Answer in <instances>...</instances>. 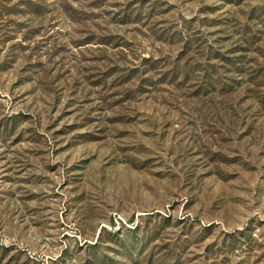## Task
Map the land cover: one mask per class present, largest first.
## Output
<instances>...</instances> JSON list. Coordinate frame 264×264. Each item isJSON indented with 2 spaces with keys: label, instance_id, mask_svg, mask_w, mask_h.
I'll return each instance as SVG.
<instances>
[{
  "label": "rangeland",
  "instance_id": "rangeland-1",
  "mask_svg": "<svg viewBox=\"0 0 264 264\" xmlns=\"http://www.w3.org/2000/svg\"><path fill=\"white\" fill-rule=\"evenodd\" d=\"M0 264H264V0H0Z\"/></svg>",
  "mask_w": 264,
  "mask_h": 264
}]
</instances>
